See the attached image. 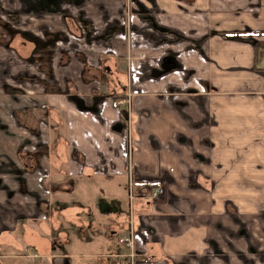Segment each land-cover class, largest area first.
Here are the masks:
<instances>
[{
  "label": "crops",
  "instance_id": "crops-1",
  "mask_svg": "<svg viewBox=\"0 0 264 264\" xmlns=\"http://www.w3.org/2000/svg\"><path fill=\"white\" fill-rule=\"evenodd\" d=\"M1 5L25 15L18 0ZM49 5L18 21L39 40L66 36L48 57L34 40L30 53L0 48L26 75L12 97L0 87V264H125L113 234L131 222L152 257L139 264H264V0ZM128 55L141 92L124 110ZM124 175L157 180L165 200L139 187L128 223L116 201L101 225L78 196ZM225 186L247 187L251 203ZM69 233L83 250L67 251Z\"/></svg>",
  "mask_w": 264,
  "mask_h": 264
},
{
  "label": "rangeland",
  "instance_id": "rangeland-1",
  "mask_svg": "<svg viewBox=\"0 0 264 264\" xmlns=\"http://www.w3.org/2000/svg\"><path fill=\"white\" fill-rule=\"evenodd\" d=\"M14 1H17V0H14ZM18 1H19V3L20 2L22 3L21 9L23 10V14H25L24 16H22V13H19L20 22H24L25 21L26 9L28 7H30V5H33L35 7V5H36V3L38 1L42 2V0H18ZM53 4L55 5V7H57L59 5V4L56 5L55 2ZM0 11H1V9H0ZM4 11H5V13H9V12L14 11V10H9L7 8ZM53 11L56 12L57 9H55ZM5 13L0 12V16L3 15L2 16V19H3L2 20V22H3V25H2L3 26L2 27L3 28V33H0V43H3L4 44L3 46L7 49V50L3 49L4 51L6 50V51H9L10 53H13V52L10 51V49L8 50V47L6 45V42L9 39V36H10L9 30L11 29V25H10V18H9V16L7 17L5 15ZM20 29H22V28H20ZM25 37L26 36L23 37L22 34H19V35L14 34V36L12 37V39H14L12 43H13V45L15 47H17L18 49L21 48L23 51H26V49H28L27 51H29V53H30V50L32 48H30L28 46V41H27V38H25ZM23 39H26L25 40L26 43L24 45L22 43V41H24ZM51 43L52 44H50V46L53 45V42H51ZM41 47H43V49L45 48L44 45H41ZM52 52H53L52 50L51 51L47 50L46 52H44L42 50L40 51V53H44L45 54L44 57H48V54L52 53ZM9 56H10L9 53L8 54L7 53L3 54V65L4 66H3V68L0 67V71H1V74H0V87L2 88V91L6 92V93L10 92V90L8 88L11 89V85H8V84H14V83L17 84L19 80H25L26 79V75L25 74L24 75H16V73H17V68H16L17 62L16 61H15L16 64H10V66L8 65L9 61H8L7 57H9ZM22 60H24V59H22ZM135 65H137V64L136 63L132 64V60H128V58H127V63H126V76H127V78H126V82H129V76L131 75V73H136V70H137V72L140 70ZM11 67H13V68H11ZM21 67L23 69H25V64H21ZM23 72L25 73V70H23ZM19 76H20V79H19ZM136 77H137V73H136ZM137 80L138 79L136 78V81ZM3 83H6V84H3ZM140 92L141 91L139 90V88L135 87L133 95L130 98V101L127 104H123V105L118 106V107H120V108L122 107L124 110L127 109L125 107H128L129 105H132L134 95L135 94H139ZM122 96H124V98H125V96H126L125 95V91H124V94ZM122 96H120V98H123ZM6 105H7L6 109H9L7 111V114H8L9 112L12 111V109L10 107L11 106L10 102L7 101ZM0 127H3L2 124H1V121H0ZM180 157H186V155H180ZM245 158L249 160V155H246ZM250 161H251V159H250ZM88 187H89V189H87L88 191H82V194H80V196H78V197L83 199L85 204H87L86 201L87 202L89 201L88 202V206H89L90 210L93 212V214L96 216V219L98 220V222L101 223V225L104 224L105 221H106V219L103 217L102 212H106V208L111 210L112 203L115 204V203H117L116 201L121 202V206H119L118 208L114 207L113 210L114 211H123V210L126 211L125 215H124V219H122V221H121V225H124L125 223H128L129 207L133 203L136 204L138 202L137 195H138V188L139 187L136 185L135 181L132 180V176H131V178H129L128 175H124L123 177H104V176H100V177L90 181V183L88 184ZM224 189H225V191H222V192L227 194V195H229L230 198H232V199H234V198L242 199L244 201V204L251 203V201H250L251 200L250 193H248V192L246 193V192L242 191L244 189L247 190V187L225 186ZM54 195H56V192L55 191H51V197L52 198H54ZM67 195L73 197V195H75V193L74 194H67ZM95 200H97V201H95ZM112 200H114V201H112ZM228 207L230 209L229 204H228ZM258 208L260 210H262V209L264 210V199H262V200L260 199V202L258 204ZM100 232H104V231L100 230ZM127 232L128 231L125 230V228L123 229V227H122V229L119 232H116L115 234H113V236L115 238V241H116L117 234H118V236H117V241H118V238L121 237V236H125L127 234ZM68 236L71 238V244L67 247V251L68 252L76 253L79 250H83L82 247L87 245L86 243L84 244V243H81V242L77 241L78 234H76V233H69ZM97 240H99V241L95 242V243L96 244L100 243L99 245H101V243H102L101 238H98ZM91 244L88 245V246H91ZM108 245L109 244L103 243L101 246H103V248H106V247H108ZM125 252H127V251L125 250ZM148 254L149 253H147V252L143 253V254H138V255L136 254V256L133 259L134 264H137V263L139 264L141 261H145L146 259H152V257H146V256H150ZM76 259L86 260L88 258H86V257L78 258L77 257ZM92 259H94V258L92 257ZM129 259L130 258L127 255H125L124 256L125 262H123V263L131 264L130 263L131 261ZM171 264H175V263L171 262ZM178 264H190V263L187 262V260H182V261H179Z\"/></svg>",
  "mask_w": 264,
  "mask_h": 264
},
{
  "label": "flooded vegetation",
  "instance_id": "flooded-vegetation-1",
  "mask_svg": "<svg viewBox=\"0 0 264 264\" xmlns=\"http://www.w3.org/2000/svg\"><path fill=\"white\" fill-rule=\"evenodd\" d=\"M61 1V0H60ZM59 0H56V3L57 4H59V2H60ZM74 2H77V0L75 1V0H73ZM81 1H83V0H81ZM54 3L55 2V0H42V2H37L36 3V5H35V7L33 6V5H31L32 7H34L36 10H41V9H45V8H48L49 7V4L50 3ZM3 5H1V0H0V9H1V11L0 12H3V13H5V11L4 10H6L7 8H4V7H2ZM5 15L8 17L9 16V18H10V25H11V29L9 30V33H10V36H9V39L7 40V42H6V45H7V47H8V50L10 49V51L11 52H13V53H17V47H15L14 45H13V40L14 39H12V37L14 36V34H16V35H19V34H22L23 35V37L24 36H26L25 38H27V41L28 40H34V42H35V44L36 45H44V49L47 51V50H51V47H54L55 46V44L54 43H56L57 42V40H56V38L57 39H63V41L64 40H66V36L63 34V33H61V32H50V31H47L46 29H44L43 30V35H42V40H39L38 38H36V37H34L33 35H31L27 30H22V29H20L21 27L20 26H18V21L20 22V20H19V12L17 11V10H15V11H11V12H9V13H5ZM2 16L3 15H1L0 16V33H3V22H2ZM11 16V17H10ZM6 29V28H5ZM24 41H22V43H23V45L26 43V39H23ZM56 41V42H55ZM51 42H53V45L50 47V44H52ZM4 44L3 43H0V48H4V49H6L4 46H3ZM43 48V47H42ZM53 49V48H52ZM7 50V49H6ZM3 54H6V53H3ZM7 59H8V61H9V63H8V65L10 66V64H16V62L12 59V57L11 56H9V57H7ZM1 61H3V59L1 58V56H0V62ZM1 67V66H0ZM17 67V66H16ZM11 68H13V67H11ZM1 72V71H0ZM3 82V81H2ZM7 82V81H6ZM3 84H6V83H3ZM8 85H11V89L10 88H8L9 90H10V92H8V93H6V95H8V96H10V97H12L13 96V94H14V92H18V88L17 87H15L16 86V84L14 83V84H8ZM12 99V98H11Z\"/></svg>",
  "mask_w": 264,
  "mask_h": 264
},
{
  "label": "built area",
  "instance_id": "built-area-1",
  "mask_svg": "<svg viewBox=\"0 0 264 264\" xmlns=\"http://www.w3.org/2000/svg\"><path fill=\"white\" fill-rule=\"evenodd\" d=\"M139 58H144V54L142 53L141 55H139ZM132 59L133 57L131 55H128V60H132ZM262 67L264 68V62L262 63ZM134 81H135L134 74L131 73V75L129 76L127 90L125 91V95H126L125 98L124 96H122L123 98L118 97L114 99V103L117 106L127 104L130 101V98L132 97L134 92ZM163 192H164V187L162 185H159L150 192L149 197L151 199H156L160 197L163 194ZM136 238L137 236L132 227V222L130 224V228L127 234L125 236H121L118 238V243L127 250L126 255L130 258L129 260L131 261L130 262L131 264H134L133 259L136 256V254L138 255V249L136 248Z\"/></svg>",
  "mask_w": 264,
  "mask_h": 264
},
{
  "label": "trees",
  "instance_id": "trees-1",
  "mask_svg": "<svg viewBox=\"0 0 264 264\" xmlns=\"http://www.w3.org/2000/svg\"><path fill=\"white\" fill-rule=\"evenodd\" d=\"M263 55H264V51L259 53L260 57H262ZM135 183H136V185L138 187H140L142 189L143 193H150L154 188L159 186L158 181L154 180V179L135 180ZM159 198H161V199H159ZM157 199H159V201H164L165 200V187H164L163 194L160 197H158Z\"/></svg>",
  "mask_w": 264,
  "mask_h": 264
}]
</instances>
